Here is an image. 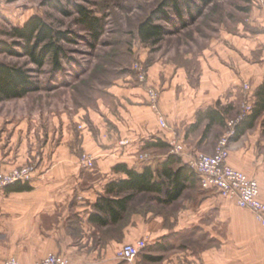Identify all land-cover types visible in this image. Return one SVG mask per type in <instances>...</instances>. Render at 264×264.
Returning <instances> with one entry per match:
<instances>
[{"label": "crops", "instance_id": "obj_1", "mask_svg": "<svg viewBox=\"0 0 264 264\" xmlns=\"http://www.w3.org/2000/svg\"><path fill=\"white\" fill-rule=\"evenodd\" d=\"M246 41L245 50L236 43L239 51L225 53L229 67L217 75L218 86L207 94L183 99L172 92L160 96L168 130L160 127L149 106L108 114L110 127L100 123L98 141L90 135L83 145L96 159L95 171L82 174L75 154L80 148L67 143L68 135L61 143L22 149L16 162L6 158L0 140V166L11 170L27 161L36 165L30 189L12 185L0 191V264L14 257L21 264H35L49 254H62L71 264H120L118 248L139 240L147 242V264H264V227L248 209L200 188L196 176L172 203H166L165 194L143 193L147 201L139 207L136 198L130 201L121 222L97 226L89 221L99 198L107 196V186L127 179L114 171L117 165L140 169L161 164L171 155V141L184 146L183 163L200 152L214 154L227 132L224 124L234 117L229 107L241 84L251 85L252 97L264 84V32ZM207 110L220 114V121L211 123L206 115L199 119L198 113ZM262 120L264 112L253 127L231 139L228 164L256 180L264 200ZM156 142L168 146H155ZM144 146L150 149L143 151ZM163 246L166 251L158 252Z\"/></svg>", "mask_w": 264, "mask_h": 264}, {"label": "rangeland", "instance_id": "obj_2", "mask_svg": "<svg viewBox=\"0 0 264 264\" xmlns=\"http://www.w3.org/2000/svg\"><path fill=\"white\" fill-rule=\"evenodd\" d=\"M81 9L96 19L95 29L82 21ZM34 16L67 36L57 40L63 50L60 65L50 55L39 68L22 47H15L20 56L0 54V62L24 67L40 85L37 93L23 99L0 102V140L6 158L16 162L22 149L61 143L68 135L67 143L80 148L75 154L82 174L96 169L95 157L83 147L85 139L91 135L98 141L100 123L111 125L108 114L151 107L148 87L156 88L159 96L172 92L179 99L207 94L218 86L217 75L229 67L225 53L239 51L240 43L244 49L246 40L264 32V0H0V41L12 44L17 40L9 34L12 27L20 28ZM149 19L164 34L144 41L138 28ZM247 85L239 87L229 121L242 115ZM224 127L228 131V124ZM149 149L144 146L143 151ZM83 154L94 158L93 169L80 163ZM144 157L141 154V161L146 162ZM147 199L138 195L135 204L139 207ZM148 250L146 246L131 263L147 264Z\"/></svg>", "mask_w": 264, "mask_h": 264}, {"label": "trees", "instance_id": "obj_3", "mask_svg": "<svg viewBox=\"0 0 264 264\" xmlns=\"http://www.w3.org/2000/svg\"><path fill=\"white\" fill-rule=\"evenodd\" d=\"M53 2V0H49ZM207 3L212 0H203ZM174 7L175 4L173 5ZM82 21L86 26L93 30L96 28V19L90 17L83 9L79 10ZM152 19V18H151ZM151 19L140 24L138 30L142 40H152L164 34V29L151 23ZM11 37L17 39L12 44L7 41H0V54L20 56L15 47H22L25 54L30 57L32 63L42 68L46 65V58L53 56L54 62L59 66L58 59L63 54L61 47L57 46V40H62L67 36L65 33L55 31L50 25L44 23L39 16H34L22 27H12ZM41 47V48H40ZM40 49V51H39ZM40 85L32 77L30 71L24 67L0 62V102L8 100L23 99V97L37 93ZM254 105L252 114L242 120L236 126V135L232 139L239 137L246 128H251L257 119L264 112V84L256 91L253 96ZM201 113H198L201 119ZM206 116L211 123L220 121L215 110H207ZM223 118V117H222ZM246 126V127H245ZM206 134L209 131L206 128ZM156 145L168 146L163 142H156ZM115 172L124 173L127 179L113 181L107 186V196H101L94 205L95 211L89 217V221L97 226L115 225L122 221L128 213L129 203L138 195L165 194L166 203L177 200L186 190L195 174L190 169L188 163H183L179 156L171 153L158 167L145 166L142 171L136 168H129L128 165L119 164L114 168ZM16 189H30L29 183L25 185L19 183ZM125 245V244H124ZM123 246V245H122Z\"/></svg>", "mask_w": 264, "mask_h": 264}, {"label": "built area", "instance_id": "obj_4", "mask_svg": "<svg viewBox=\"0 0 264 264\" xmlns=\"http://www.w3.org/2000/svg\"><path fill=\"white\" fill-rule=\"evenodd\" d=\"M139 70L141 67L138 65ZM145 73H142L141 81H145ZM147 95L150 106L158 117L159 125L162 129L168 130L169 125L166 117L160 110L159 93L156 88L148 87ZM247 93L251 86H245ZM254 99L252 95H245V102L242 115L236 121L228 122V131L218 141V146L214 154L199 153L190 156L189 166L193 174L198 178L200 188L205 191H215L221 197L231 200L241 209H248L255 216L257 222L264 227V200L261 199V189L258 182L250 178L245 172H241L228 164L230 141L236 135V126L253 111ZM80 129H82L80 127ZM128 143V141H126ZM171 153L182 157L185 154L184 146L171 141ZM143 160L145 159L142 158ZM80 163L87 168L95 167L94 158L89 154H83ZM36 165H27L20 168L6 170L0 166V191L19 183H30L33 181V173ZM147 242L139 240L135 243L121 246L116 258L119 261L131 263L137 259L146 249ZM3 264H21L18 258H9ZM35 264H70L69 259L62 254H49Z\"/></svg>", "mask_w": 264, "mask_h": 264}]
</instances>
